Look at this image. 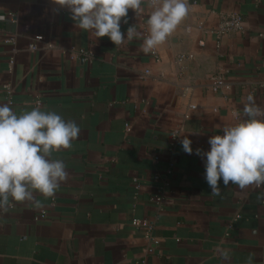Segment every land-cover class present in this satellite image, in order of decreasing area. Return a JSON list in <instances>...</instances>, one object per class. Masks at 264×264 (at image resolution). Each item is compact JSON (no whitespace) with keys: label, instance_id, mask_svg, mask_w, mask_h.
<instances>
[{"label":"crops","instance_id":"1","mask_svg":"<svg viewBox=\"0 0 264 264\" xmlns=\"http://www.w3.org/2000/svg\"><path fill=\"white\" fill-rule=\"evenodd\" d=\"M155 5L129 9L121 30L140 35L115 45L53 0H0V104L11 97L17 115L39 107L81 128L51 153L67 172L53 195L34 190L0 209V264H264V191L221 181L211 195L195 154L245 118L249 94L264 109V0H188L181 24L145 53ZM228 15L245 30L220 37ZM220 69L227 86L215 92ZM134 219L152 227V252Z\"/></svg>","mask_w":264,"mask_h":264},{"label":"clouds","instance_id":"2","mask_svg":"<svg viewBox=\"0 0 264 264\" xmlns=\"http://www.w3.org/2000/svg\"><path fill=\"white\" fill-rule=\"evenodd\" d=\"M68 9L76 27L91 31L97 38L108 37L115 45L140 34L135 27L121 30L129 9L138 14L144 0H53ZM188 0H156L147 18L148 34L142 50L150 52L165 42L186 17ZM4 17L0 16V21ZM238 123L223 127L220 134L208 139L209 150L196 149L205 166V180L213 196L220 194V182L245 188L264 184V109L247 96ZM74 121H66L52 111L32 108L17 115L8 104H0V209L14 201L33 200V191L45 197L54 194L66 176L62 160L50 159L51 153L68 149L80 135ZM182 150L193 153L192 141L184 137Z\"/></svg>","mask_w":264,"mask_h":264},{"label":"built area","instance_id":"3","mask_svg":"<svg viewBox=\"0 0 264 264\" xmlns=\"http://www.w3.org/2000/svg\"><path fill=\"white\" fill-rule=\"evenodd\" d=\"M151 2L154 4L156 2V0H151ZM244 30H245L244 21L240 16L228 15V16L223 17L221 24L218 27V36L221 37V36H223L227 33H230V32H243ZM260 37L264 38V34H260ZM41 39H42V37H37V40H41ZM201 45H203V43H201ZM31 47L35 48L34 45H32ZM186 57H188V56L180 55L179 60L184 59ZM226 72L227 71L220 69L219 72L216 73V75H214L213 82L211 85L213 91L217 92V91L221 90L222 88H224L225 86H227V81L225 78ZM145 74H149V71H146ZM8 103H9V105L12 104V98L11 97L8 99ZM191 108L195 109V106H192ZM130 130H131V123H127L126 127H125V133L128 134L130 132ZM177 135H178V131H175L174 132V138L175 139H176ZM171 171H172V166H171V168H169V173H171ZM139 187H140V184L137 183L136 188H139ZM257 187L261 188L264 191V184L257 185ZM156 200L158 202H160L161 200H163V198H162V196H158L156 198ZM42 213L45 214L44 211ZM133 224L134 225H144L147 227L148 233H149V239H150V244L148 246L147 251L152 252L154 250V248L156 247V245H158V243H159V240L151 235L150 230L152 229V227L146 221H141L138 219H134Z\"/></svg>","mask_w":264,"mask_h":264}]
</instances>
